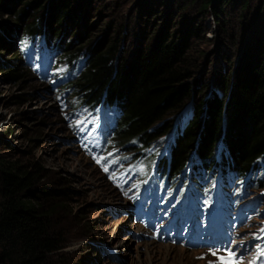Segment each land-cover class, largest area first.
<instances>
[{
  "label": "rangeland",
  "instance_id": "obj_1",
  "mask_svg": "<svg viewBox=\"0 0 264 264\" xmlns=\"http://www.w3.org/2000/svg\"><path fill=\"white\" fill-rule=\"evenodd\" d=\"M75 1L79 2L81 23L68 32V40H74L82 48L92 42L96 46L103 44L121 28L118 37L121 58H125L132 49L160 32H176L181 36L190 33L189 57L197 66L194 79L201 89L207 85L206 92H218L216 79L227 75L229 66H236L242 47L248 38H253V28L264 20V0H249L242 15L238 9H231V5L223 9L227 21L223 25L224 34L212 7L205 17L199 12L202 0ZM10 21L12 17L0 16L1 24ZM17 45L26 72L20 80H8L6 74L13 55L0 50V160L23 166L38 164L43 169L46 177L37 187L50 189L62 205L56 226L63 248L57 261L62 264H210L215 254L204 251L201 245L183 246L175 240L174 229L182 225L179 212L172 211L170 216L166 209L162 224L152 226L149 220L145 222L146 211L135 210L139 208L138 202L148 207L147 202L160 198L154 191L143 199L140 187L149 167L153 168L166 153V143L174 132L145 153L136 149L144 153L143 158L122 151L112 138L108 139V147L99 152L95 148L103 126H113L115 114L102 109L94 114L81 105L73 84L83 70L85 56L71 70L63 54L40 39L24 38ZM191 107L187 105L178 115L181 127L189 119ZM251 178L252 183L241 181L228 185L226 182L224 187L234 200L242 192L246 197L235 205L234 215L229 214L232 216L227 228L232 230L233 245L241 254L232 264H256L260 254H264V189L255 183L259 177ZM213 184L212 196L211 193L205 196L209 209L216 211L217 199H212L217 192L216 181ZM218 198V211L224 215L229 199L223 192ZM252 199L261 201L257 211ZM161 208L162 205L158 206V211ZM252 209L255 214H251Z\"/></svg>",
  "mask_w": 264,
  "mask_h": 264
},
{
  "label": "trees",
  "instance_id": "obj_2",
  "mask_svg": "<svg viewBox=\"0 0 264 264\" xmlns=\"http://www.w3.org/2000/svg\"><path fill=\"white\" fill-rule=\"evenodd\" d=\"M235 1L202 0L198 10L205 17L212 7L224 34L223 9L231 5L242 15L249 4ZM78 5L75 0H0V16L13 18L10 24L0 23V50L13 55L8 80L26 75L17 45L24 38L53 46L71 70L84 55L85 66L73 87L83 107L115 114L105 140L112 138L122 151L141 158L174 132L166 155L153 168L158 179L173 185L177 177H190L200 189L216 175L224 181L258 173L257 184L264 189V20L253 28L236 66L216 79L218 92H206L207 85L201 89L194 79L190 33L160 32L121 58V28L98 46L92 42L82 48L68 40V32L81 23ZM189 104L192 117L182 129L177 117ZM44 177L38 164L0 160V264H62L57 257L63 240L56 226L62 205L50 189L37 187Z\"/></svg>",
  "mask_w": 264,
  "mask_h": 264
},
{
  "label": "bare ground",
  "instance_id": "obj_3",
  "mask_svg": "<svg viewBox=\"0 0 264 264\" xmlns=\"http://www.w3.org/2000/svg\"><path fill=\"white\" fill-rule=\"evenodd\" d=\"M188 120H189V119H187L186 122H187ZM168 252H170V249L168 250ZM151 259H152V257H149L148 262H151Z\"/></svg>",
  "mask_w": 264,
  "mask_h": 264
}]
</instances>
